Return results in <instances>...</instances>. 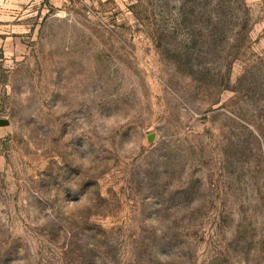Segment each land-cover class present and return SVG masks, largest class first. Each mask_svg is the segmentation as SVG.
Wrapping results in <instances>:
<instances>
[{
	"label": "rangeland",
	"instance_id": "1",
	"mask_svg": "<svg viewBox=\"0 0 264 264\" xmlns=\"http://www.w3.org/2000/svg\"><path fill=\"white\" fill-rule=\"evenodd\" d=\"M0 119V264H264V0H0Z\"/></svg>",
	"mask_w": 264,
	"mask_h": 264
},
{
	"label": "water",
	"instance_id": "2",
	"mask_svg": "<svg viewBox=\"0 0 264 264\" xmlns=\"http://www.w3.org/2000/svg\"><path fill=\"white\" fill-rule=\"evenodd\" d=\"M10 124L8 119H0V126H7ZM154 135L149 136V141H152Z\"/></svg>",
	"mask_w": 264,
	"mask_h": 264
}]
</instances>
